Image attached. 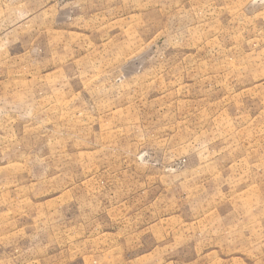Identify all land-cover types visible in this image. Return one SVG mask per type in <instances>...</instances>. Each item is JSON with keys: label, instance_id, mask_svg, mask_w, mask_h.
<instances>
[{"label": "rangeland", "instance_id": "374dc122", "mask_svg": "<svg viewBox=\"0 0 264 264\" xmlns=\"http://www.w3.org/2000/svg\"><path fill=\"white\" fill-rule=\"evenodd\" d=\"M0 264H264V0H0Z\"/></svg>", "mask_w": 264, "mask_h": 264}]
</instances>
